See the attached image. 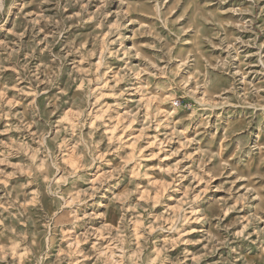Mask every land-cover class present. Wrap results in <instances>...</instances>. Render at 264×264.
<instances>
[{
    "label": "rangeland",
    "instance_id": "1",
    "mask_svg": "<svg viewBox=\"0 0 264 264\" xmlns=\"http://www.w3.org/2000/svg\"><path fill=\"white\" fill-rule=\"evenodd\" d=\"M0 264H264V0H0Z\"/></svg>",
    "mask_w": 264,
    "mask_h": 264
}]
</instances>
